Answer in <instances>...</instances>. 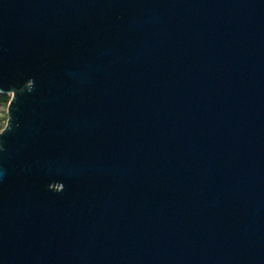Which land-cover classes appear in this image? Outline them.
<instances>
[{"label":"water","instance_id":"95a60500","mask_svg":"<svg viewBox=\"0 0 264 264\" xmlns=\"http://www.w3.org/2000/svg\"><path fill=\"white\" fill-rule=\"evenodd\" d=\"M0 264H264V0H0Z\"/></svg>","mask_w":264,"mask_h":264},{"label":"rangeland","instance_id":"374dc122","mask_svg":"<svg viewBox=\"0 0 264 264\" xmlns=\"http://www.w3.org/2000/svg\"><path fill=\"white\" fill-rule=\"evenodd\" d=\"M6 108H7V104H0V130L4 127L6 123V119H7Z\"/></svg>","mask_w":264,"mask_h":264},{"label":"trees","instance_id":"16d2710c","mask_svg":"<svg viewBox=\"0 0 264 264\" xmlns=\"http://www.w3.org/2000/svg\"><path fill=\"white\" fill-rule=\"evenodd\" d=\"M9 97L8 94L0 93V104H7Z\"/></svg>","mask_w":264,"mask_h":264}]
</instances>
